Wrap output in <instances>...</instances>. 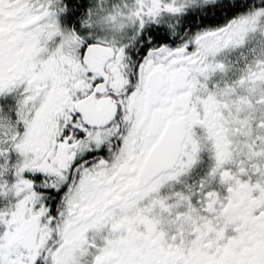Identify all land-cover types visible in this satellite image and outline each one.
Wrapping results in <instances>:
<instances>
[{
    "label": "snow or ice",
    "instance_id": "6c2138e0",
    "mask_svg": "<svg viewBox=\"0 0 264 264\" xmlns=\"http://www.w3.org/2000/svg\"><path fill=\"white\" fill-rule=\"evenodd\" d=\"M0 264H264V0H0Z\"/></svg>",
    "mask_w": 264,
    "mask_h": 264
}]
</instances>
